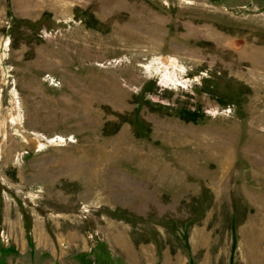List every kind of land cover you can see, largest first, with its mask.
Masks as SVG:
<instances>
[{
    "label": "rangeland",
    "instance_id": "374dc122",
    "mask_svg": "<svg viewBox=\"0 0 264 264\" xmlns=\"http://www.w3.org/2000/svg\"><path fill=\"white\" fill-rule=\"evenodd\" d=\"M0 264H264V0H0Z\"/></svg>",
    "mask_w": 264,
    "mask_h": 264
},
{
    "label": "bare ground",
    "instance_id": "6f19581e",
    "mask_svg": "<svg viewBox=\"0 0 264 264\" xmlns=\"http://www.w3.org/2000/svg\"><path fill=\"white\" fill-rule=\"evenodd\" d=\"M164 57V56H163ZM164 61H168L169 60V57H165L164 59H163ZM256 69V68H255ZM255 73V72H254Z\"/></svg>",
    "mask_w": 264,
    "mask_h": 264
}]
</instances>
